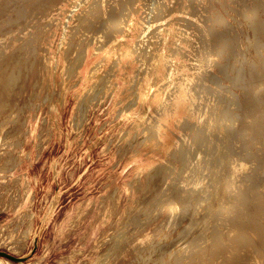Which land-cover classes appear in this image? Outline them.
Listing matches in <instances>:
<instances>
[{"label": "rangeland", "instance_id": "374dc122", "mask_svg": "<svg viewBox=\"0 0 264 264\" xmlns=\"http://www.w3.org/2000/svg\"><path fill=\"white\" fill-rule=\"evenodd\" d=\"M157 1H125L126 9L108 30L91 34L78 26L98 0H57L42 17L49 23L46 37L30 41L33 50L45 46L43 57L34 53L28 61L20 55L25 61L20 68H1L17 81L0 100L5 107L0 114V252L24 260L0 258V264H205L197 253L212 254L213 222L184 215L169 226L165 214L156 217L149 206L162 190L172 192L182 174L183 163L163 158V151L173 143L188 145V139L180 141L182 116L172 114L181 97L170 98L171 85L161 88L166 74L159 66L171 58L176 69L170 80L177 79L186 46L181 41L178 53L171 49L185 14L173 0H163L162 6L175 5L169 15L173 22L155 26L150 14L160 7ZM110 5L102 3L92 21L106 22ZM222 12L215 0L205 13L214 19ZM151 26L161 34L157 50L149 41ZM37 32L29 26L25 37ZM208 70L215 74L217 67ZM160 103L161 144L153 148L144 127ZM159 162L166 165L167 179L157 173ZM206 204L210 213L218 212L213 197ZM173 205L172 215L181 209ZM146 220L163 222L162 237L150 244L160 250L148 245L134 256L121 249L119 243L142 239Z\"/></svg>", "mask_w": 264, "mask_h": 264}, {"label": "bare ground", "instance_id": "6f19581e", "mask_svg": "<svg viewBox=\"0 0 264 264\" xmlns=\"http://www.w3.org/2000/svg\"><path fill=\"white\" fill-rule=\"evenodd\" d=\"M15 1H18L17 7H13ZM56 1L0 0V100L16 88L17 81L16 76H5L1 68L4 65L11 70L20 68L25 62L19 59L20 55L28 61L34 53L36 58L43 57L45 46L40 43L33 50L30 41L34 39L39 43L38 39L43 41L46 37V34L42 36L43 30L49 23H44L42 17ZM125 1L131 2L98 0L99 4L84 12L78 28L82 33L91 34L108 30L113 19L126 9ZM162 1H157L160 7L152 9L150 14V19L156 21L155 26L160 27L173 22L169 15L175 9L170 2L162 6ZM212 1L215 0L204 3L173 0L185 17L180 23V34L174 37L171 52L180 51L181 41L186 51L180 53L183 63L177 67L175 81L170 80L171 72L176 69L171 66L172 59L166 58L159 65L160 71L166 74L161 88L171 85L170 98L181 97L179 108H174L172 114L182 116L178 121L182 131L180 141L188 139V145L173 143L163 151V158L170 156L183 163L182 174L177 177L172 192L162 190L151 198L149 206L156 217L163 212L169 226L178 223L184 215H188L190 221L214 223L217 238L212 254L197 253L196 258L201 262L212 264L215 259L219 264H264V0H216L223 12L214 19L205 13ZM105 2L111 4L112 9L110 15L100 13L108 14L107 21H92ZM23 19L24 23L20 22ZM29 26L40 33L25 37ZM150 32V44L157 50L161 34L157 35L154 28ZM14 47L22 54L14 53ZM151 58L158 59L154 54ZM209 66L217 67L215 74L208 70ZM184 69L187 72H183ZM3 110L5 107L0 101V114ZM163 110L160 103L144 127L145 140L153 148L161 144L157 121ZM164 164L159 162L162 168L157 173L167 179ZM216 189L219 193L213 195ZM209 197H213L217 205L216 214L210 213V204H206ZM173 201L181 209L172 215ZM149 222L144 221L142 239L125 241L123 247V242L119 243V247L138 256L153 240L160 239L163 222ZM150 246L151 250L157 249ZM163 252L158 261L163 259Z\"/></svg>", "mask_w": 264, "mask_h": 264}, {"label": "water", "instance_id": "95a60500", "mask_svg": "<svg viewBox=\"0 0 264 264\" xmlns=\"http://www.w3.org/2000/svg\"><path fill=\"white\" fill-rule=\"evenodd\" d=\"M0 258H4V259H6L10 262H13V263H20L24 260L22 258H15V257H13V256H11L5 252H0Z\"/></svg>", "mask_w": 264, "mask_h": 264}]
</instances>
